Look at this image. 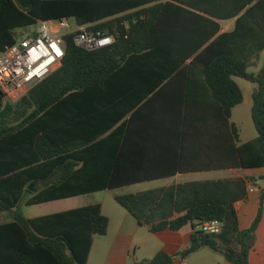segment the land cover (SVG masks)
<instances>
[{
  "label": "trees",
  "instance_id": "obj_1",
  "mask_svg": "<svg viewBox=\"0 0 264 264\" xmlns=\"http://www.w3.org/2000/svg\"><path fill=\"white\" fill-rule=\"evenodd\" d=\"M183 4L196 6L188 0ZM188 15L198 16L172 0H0V52L17 42L20 30L40 20L74 17L116 35L112 45L95 51L82 50L72 35L65 36L57 71L17 102H5L0 91V212L14 210L11 221L0 225V264H87L94 237L107 233L100 204L27 219L16 211L22 203L114 190L177 172L165 163H147L131 148L138 109L148 103L138 94L137 76L152 80L145 91L149 94L156 84L199 65L228 125L227 168L264 167V64L256 74L247 71L253 54L264 49V0L237 18L232 33L219 35L185 64L218 29L214 26V33L191 45ZM236 46L252 50L240 57L230 52ZM233 77L256 85L250 113L257 136L242 145H237L238 129L229 123L231 109L243 100ZM130 88L138 95L124 96ZM172 116L174 136H179V113ZM33 182L44 184L37 194L29 189ZM246 195L245 179L227 178L116 195L114 200L153 233L191 224V245L182 257L208 247L231 264H248L262 208L250 228L239 230L234 204ZM215 220L223 224L220 233L198 229L201 222ZM136 264H173V257L160 250Z\"/></svg>",
  "mask_w": 264,
  "mask_h": 264
},
{
  "label": "crops",
  "instance_id": "obj_2",
  "mask_svg": "<svg viewBox=\"0 0 264 264\" xmlns=\"http://www.w3.org/2000/svg\"><path fill=\"white\" fill-rule=\"evenodd\" d=\"M151 1L154 3L167 0ZM188 1L194 2L196 6H185L183 0H172V3L207 19V21H202L198 16L188 15L190 21L186 31L188 36L193 37L190 42L191 45L198 42L202 36L211 32L214 33V26H217L218 29L208 42L186 60L185 64H189L199 51L204 49L219 35L232 33L237 18L242 16L244 11L258 0ZM245 3L250 4L245 5ZM176 12L180 14V11ZM229 49L231 53L240 57L249 55L252 50L244 49L242 46ZM262 54H264V49L253 54L248 68L255 66L257 69L255 72H249L247 68L249 73L256 74L261 69L264 60H262V64L258 61ZM189 70L186 75H175L172 76V79H166L161 84H156L154 90L149 94L145 91L151 85L148 83L152 80L148 81L143 76L133 78L138 81L139 87L137 89L140 90L138 94L145 96L148 99V103L138 109L137 130H134V134H132L134 142L131 144V148L133 150L137 149L141 153L142 159L147 163H165L170 169L173 167L177 168V172L171 176H163L160 179L147 181H167V184L160 187L191 181L227 178L245 179L247 195L245 199L234 204L237 226L239 230L250 228L260 207L262 208V216L254 232L253 243L248 252V264H264V200L261 201V194L264 192V167L227 168L226 163L229 160L230 147L228 125L222 118L218 103L212 98L206 80L200 72V66L194 65ZM233 80L242 91L243 100L231 109L229 123L238 129L237 145H242L257 136V133L255 135L250 130L249 116H245L246 113H249L251 119L252 92L256 85L251 82H249L250 85L243 84L241 80L244 79L238 77H233ZM137 89L133 90L130 88L123 92V95L136 96L138 95ZM79 104L81 105V103ZM177 106L180 108H176ZM172 107H175L174 110L171 109ZM178 113L180 118L179 127L182 134L174 136V127L172 125L174 118L172 115ZM130 115L131 113L114 126L113 129L122 121H127ZM43 188L44 184L42 183L33 182L31 184V192L33 194L39 193ZM106 191L109 190L75 197L84 198ZM94 204L101 205V213L108 219L107 233L101 237L106 240V246H97L96 238L99 236H95L87 264L94 258L93 253L95 251L98 254L95 255V259L100 261L101 264H136L151 259L160 250L173 257V264H231L221 252L208 247L200 248L186 257H182L181 254L191 245L190 237L193 233L191 224L185 225L178 231L165 229L153 233L146 226L140 225L135 218L121 207L111 206L109 214L104 211L103 202H95L90 205ZM2 214L3 212H0V225L11 221L14 210L8 212L7 217L3 218Z\"/></svg>",
  "mask_w": 264,
  "mask_h": 264
},
{
  "label": "built area",
  "instance_id": "obj_3",
  "mask_svg": "<svg viewBox=\"0 0 264 264\" xmlns=\"http://www.w3.org/2000/svg\"><path fill=\"white\" fill-rule=\"evenodd\" d=\"M95 26L94 22L80 23L74 17L37 21L33 30L23 33L13 46L0 52V91L4 101H19L62 66L65 36L72 35L74 45L85 51L102 49L115 42V33ZM222 226L220 221H205L198 229L218 234Z\"/></svg>",
  "mask_w": 264,
  "mask_h": 264
},
{
  "label": "rangeland",
  "instance_id": "obj_4",
  "mask_svg": "<svg viewBox=\"0 0 264 264\" xmlns=\"http://www.w3.org/2000/svg\"><path fill=\"white\" fill-rule=\"evenodd\" d=\"M70 22L72 23V19H70ZM33 29H34V26H30L27 29L20 30V33L29 32ZM262 58H264V54H262L259 58L258 62L260 64H262V60H264ZM256 69L257 68L255 66H250L248 68V71L249 72H255ZM241 81L243 84L250 85V83L245 81V80H241ZM243 89H244V87H243ZM245 116L246 117L249 116L248 118L250 120V130H251V132H254L256 135V132L253 128V125H252V122L250 119V114L246 113ZM165 184H167V181H163V180L155 181V182H145V183H139L136 185L134 184L131 186H126L123 188H119L117 190L115 189V190H109L106 192H98V193H95L93 195H90V196H87L84 198H82V197L81 198L71 197V198H67L65 200L52 201V202H47V203H42V204H35V205H31V206H25L24 203H22L16 209V211L18 214H20L21 216H23L25 218H34V217L49 215V214H52L55 212H62V211L70 210L73 208L87 206V205H90V204L95 203V202H103L104 203V211L106 213L110 214V210H111L110 207L111 206H114L116 208L121 207L116 203L113 196L142 192V191L153 189L155 187L164 186ZM7 215H8V212H3L2 217L3 218L7 217ZM101 237H103V236H99L96 238V245L97 246H103V245L106 246L105 245L106 240H104ZM95 255H98L96 251L93 253L94 258L91 259L89 264H101L100 261H97L95 259Z\"/></svg>",
  "mask_w": 264,
  "mask_h": 264
},
{
  "label": "water",
  "instance_id": "obj_5",
  "mask_svg": "<svg viewBox=\"0 0 264 264\" xmlns=\"http://www.w3.org/2000/svg\"><path fill=\"white\" fill-rule=\"evenodd\" d=\"M29 189L31 190V186L29 187Z\"/></svg>",
  "mask_w": 264,
  "mask_h": 264
}]
</instances>
